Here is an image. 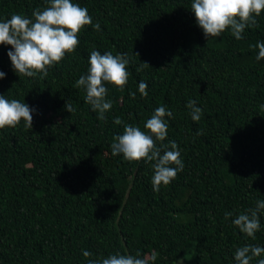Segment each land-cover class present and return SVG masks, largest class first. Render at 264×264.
<instances>
[{"label": "trees", "instance_id": "trees-1", "mask_svg": "<svg viewBox=\"0 0 264 264\" xmlns=\"http://www.w3.org/2000/svg\"><path fill=\"white\" fill-rule=\"evenodd\" d=\"M72 2L86 7L101 30L86 25L76 50L46 78L16 73L11 45L0 44V95L35 109L32 129L23 120L0 129V264H87L137 251L141 258L157 252L152 264H235L237 247H264V213L255 240L232 224L264 200V58L249 47L264 42V11L243 39L226 30L206 40L192 0ZM46 6L0 0V22L13 14L31 18ZM93 50L131 60L123 91L106 84L113 104L106 121L75 87ZM141 62L150 66L138 72ZM189 100L202 109L199 121L191 119ZM160 106L173 114L165 117L163 143H177L184 167L154 192V162L127 161L111 145L123 134L115 117L147 131ZM226 212L233 215L225 219ZM85 250L93 256L85 258Z\"/></svg>", "mask_w": 264, "mask_h": 264}, {"label": "clouds", "instance_id": "clouds-1", "mask_svg": "<svg viewBox=\"0 0 264 264\" xmlns=\"http://www.w3.org/2000/svg\"><path fill=\"white\" fill-rule=\"evenodd\" d=\"M46 3L43 10L34 9L31 18L13 14L10 19L0 22V44L11 45L7 56L13 70L20 75L34 78L39 74L40 79L46 78L49 69L59 64L66 53L76 50L79 44L77 34L86 25H91L96 31L101 30L98 22L93 23L87 8L73 3L72 0H46ZM191 10L206 40L209 37H219L226 30L240 40L244 38L246 28L258 26L256 18L264 11V0H192ZM249 47L258 49L257 60L264 58V42H257ZM135 54L138 56V53ZM130 63L127 53L101 54L98 50L90 53L88 72L76 80L75 87L85 90V102L91 106L92 111L98 113V119L106 121V113L113 106L112 101L107 98L106 84H113L123 91L128 84L130 72L127 66ZM149 66L147 62H141L136 70L139 72ZM5 76L6 73L0 71V79ZM147 87L146 82H139L138 91L142 97H147ZM129 95L134 99L136 93L130 91ZM64 107L69 113L76 111L71 102L66 101ZM186 107L191 110V119L194 122L201 119L202 109L196 105L195 100H189ZM34 111L25 102L15 99L9 101L0 95V129L6 126L15 128L21 120L25 128L32 129ZM172 116L166 106L157 107L144 124L147 131L126 123L120 117H115L113 121L117 125H123V134L114 138L112 154H122L130 162L141 159L146 163L154 162V192H159L161 186H168L184 167L177 143H163L168 134L165 117ZM201 134L202 132H197V135ZM261 213H264V200H257L255 208L239 213L232 220V224L246 237L255 240L256 233L261 228ZM232 215L231 212H226L225 219ZM82 255L89 258L93 253L85 250ZM157 256L155 251L145 258H141L139 251L135 255L116 253L107 258L88 259L87 264H152ZM254 259L256 264H264V247L245 244L235 249V264H252Z\"/></svg>", "mask_w": 264, "mask_h": 264}, {"label": "rangeland", "instance_id": "rangeland-1", "mask_svg": "<svg viewBox=\"0 0 264 264\" xmlns=\"http://www.w3.org/2000/svg\"><path fill=\"white\" fill-rule=\"evenodd\" d=\"M177 262H180V264H184V260L183 259H179V260H177Z\"/></svg>", "mask_w": 264, "mask_h": 264}]
</instances>
